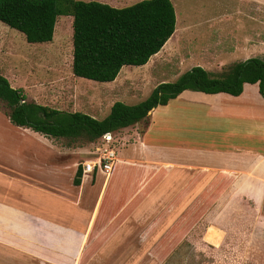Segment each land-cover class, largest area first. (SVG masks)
Returning a JSON list of instances; mask_svg holds the SVG:
<instances>
[{
    "label": "crops",
    "instance_id": "0c3cea01",
    "mask_svg": "<svg viewBox=\"0 0 264 264\" xmlns=\"http://www.w3.org/2000/svg\"><path fill=\"white\" fill-rule=\"evenodd\" d=\"M252 6L249 13L260 14ZM210 36L200 67L211 73L210 61L223 72L264 59L261 32L219 29ZM99 105L103 111L105 100L93 98L97 114ZM113 138L118 160L112 172L85 175L83 164L95 157L98 144L91 151L68 148L13 124L0 131L1 155L9 163L0 169V245L39 264L111 259L138 245L160 255L166 246L184 244L210 205L216 212L224 206L239 212L246 203L264 207V98L258 84H246L239 97L186 91Z\"/></svg>",
    "mask_w": 264,
    "mask_h": 264
},
{
    "label": "rangeland",
    "instance_id": "374dc122",
    "mask_svg": "<svg viewBox=\"0 0 264 264\" xmlns=\"http://www.w3.org/2000/svg\"><path fill=\"white\" fill-rule=\"evenodd\" d=\"M106 1L114 7L125 8L141 0ZM172 2L178 17L173 38L148 66L123 68L115 83H98L73 75V17L58 19L51 44H29L21 33L0 22V70L6 73L13 88L25 92L29 101L63 111L92 113L100 120L110 114L116 102L137 105L161 83L176 82L185 72L203 65L206 40H214L210 35L216 30L238 28L243 33L264 34V0ZM253 3L259 16L249 13ZM210 64L212 72H221L214 67V62ZM96 97L105 100L104 109L99 105L98 114L92 106V99ZM7 112V105L0 101L3 133L11 124ZM59 142L69 144L67 140ZM73 148L91 151L93 144L74 143ZM6 164L9 166L0 151V169ZM215 209L213 205L208 206L206 219L192 228L184 244L166 246L160 255L152 254L149 246L138 245L135 251L132 247L127 253L109 256L111 259L102 256L82 264H264V207L260 210L257 204L246 203L239 212H230L229 206H224L222 212ZM215 229L223 233L218 243L210 241L211 231ZM12 250L0 245V264H39L23 259L19 252Z\"/></svg>",
    "mask_w": 264,
    "mask_h": 264
},
{
    "label": "trees",
    "instance_id": "16d2710c",
    "mask_svg": "<svg viewBox=\"0 0 264 264\" xmlns=\"http://www.w3.org/2000/svg\"><path fill=\"white\" fill-rule=\"evenodd\" d=\"M60 17H73V75L98 83L115 82L125 67L146 66L173 38L178 21L172 0H145L125 8L78 0H0V22L29 44L52 43ZM246 84H258L264 98V59L235 63L219 74L194 67L176 82L161 83L137 105L116 102L102 120L31 102L1 73L0 101L14 126L67 140L66 147L73 148L80 142L101 144L106 135L147 121L153 110L186 91L239 97ZM81 180L80 167L74 184L79 186Z\"/></svg>",
    "mask_w": 264,
    "mask_h": 264
},
{
    "label": "built area",
    "instance_id": "2783aa9c",
    "mask_svg": "<svg viewBox=\"0 0 264 264\" xmlns=\"http://www.w3.org/2000/svg\"><path fill=\"white\" fill-rule=\"evenodd\" d=\"M113 143L114 138L112 134H108L103 138L101 146L99 145L97 151L94 153L95 157L83 164L85 175L95 173L109 175L112 172L114 164L118 160L117 153L113 149Z\"/></svg>",
    "mask_w": 264,
    "mask_h": 264
},
{
    "label": "water",
    "instance_id": "95a60500",
    "mask_svg": "<svg viewBox=\"0 0 264 264\" xmlns=\"http://www.w3.org/2000/svg\"><path fill=\"white\" fill-rule=\"evenodd\" d=\"M215 230H213L212 233L210 234V239H211L210 241L218 243V240L221 236H223V233H222V231H219L217 229H215Z\"/></svg>",
    "mask_w": 264,
    "mask_h": 264
},
{
    "label": "bare ground",
    "instance_id": "6f19581e",
    "mask_svg": "<svg viewBox=\"0 0 264 264\" xmlns=\"http://www.w3.org/2000/svg\"><path fill=\"white\" fill-rule=\"evenodd\" d=\"M212 232V231H211ZM210 240V239H209ZM220 241V240H219ZM217 246V245H216Z\"/></svg>",
    "mask_w": 264,
    "mask_h": 264
}]
</instances>
